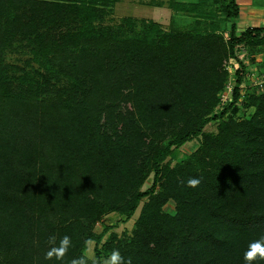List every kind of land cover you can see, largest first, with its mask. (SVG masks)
<instances>
[{"label": "trees", "instance_id": "16d2710c", "mask_svg": "<svg viewBox=\"0 0 264 264\" xmlns=\"http://www.w3.org/2000/svg\"><path fill=\"white\" fill-rule=\"evenodd\" d=\"M117 1L0 0V264H70L88 238L132 264H245L264 236V91L242 95L239 55L264 51V26L239 31L237 0H170L195 12L187 30L103 24ZM231 59L233 101L217 113ZM241 104L253 113L238 119ZM140 205L131 234L94 232ZM51 235L71 238L63 261L45 259Z\"/></svg>", "mask_w": 264, "mask_h": 264}, {"label": "rangeland", "instance_id": "374dc122", "mask_svg": "<svg viewBox=\"0 0 264 264\" xmlns=\"http://www.w3.org/2000/svg\"><path fill=\"white\" fill-rule=\"evenodd\" d=\"M183 5H189V4H201L204 5V9L207 11H213L215 8L212 4V0H177ZM242 5L244 4V1L247 0H240ZM249 2L254 3V5L260 4V6H264V0H248ZM170 0H118L115 5L113 6V13L110 16H107L103 22V24L106 25H113L116 26L119 24L122 19L124 18H133L136 20H144V21H153L156 23H159L164 30L169 29L170 27H175L177 29L187 30L190 29L192 26L195 25V20L197 17L195 16V12H189L183 11L181 9L173 10L170 9L168 6L170 5ZM216 19L218 20L219 15L216 14ZM244 16V15H242ZM251 19H255L254 25L259 26L260 19L262 17V14H254V16L250 15ZM253 25V24H252ZM261 25H264V22L261 23ZM260 25V26H261ZM249 25H244V20L241 19L238 22V29L239 31L245 30ZM242 55V53H241ZM257 56H264V51H260V53L255 54V57L250 56V54L244 55L243 53V61L248 67V74L244 77V82L241 87V93L244 96L245 93L248 90L256 89L258 92H261L258 90L257 87L253 86L252 81L256 80V82H261L264 80V69H258L257 64L262 63L263 59L260 61H256ZM27 57H29L28 54L20 55V54H11L8 55V61H12L14 63L20 64L18 62L20 59L25 60ZM252 59V60H251ZM230 69L229 74L231 75V72H233L231 69L237 68L238 65L234 64L233 59L230 60L229 64L227 65ZM231 76H229V82L234 86L235 79H233ZM261 80V81H260ZM227 83V85L229 84ZM226 85V86H227ZM225 86V88H226ZM264 86V84H263ZM235 87V86H234ZM224 88V89H225ZM241 103V102H240ZM241 113L238 115V119H242L244 117H248L253 113L252 109H244V107L241 104ZM223 110V108H220L219 105L217 107V113H220ZM216 125L217 121H213L210 124H208L205 127L206 131H216ZM199 144L198 139H194L191 142L186 143L183 145L180 149L176 150L173 155L168 159L171 163V165L176 164L179 160L184 158L186 155L192 153ZM152 178L153 175L146 181V183L143 185L142 190L148 189L152 185ZM144 202V200H143ZM142 202V204H143ZM141 204V205H142ZM137 209L135 215L128 220L127 222H124V217L118 215L117 213H112L107 216H105L101 222L94 228V232L99 234L101 233L105 227H110L112 230H110L104 237V240H106L109 236V234L113 231L116 232L119 236H122L123 234H131V231L134 226V222L136 218L139 215L140 208ZM174 208L173 203H169L166 206V210L170 211Z\"/></svg>", "mask_w": 264, "mask_h": 264}, {"label": "clouds", "instance_id": "9594fccd", "mask_svg": "<svg viewBox=\"0 0 264 264\" xmlns=\"http://www.w3.org/2000/svg\"><path fill=\"white\" fill-rule=\"evenodd\" d=\"M200 184L201 178L198 177H191L187 180V187L190 188H197ZM47 243L50 247L45 253L46 260L63 261L68 250L72 247V241L69 236H64L57 242L56 235H51ZM95 248L96 241L92 238L86 239L81 255L73 258L70 264H132L131 258L126 261L119 250H112L107 257L99 258L96 255ZM243 258L245 264H254L258 260L264 261V236L249 243Z\"/></svg>", "mask_w": 264, "mask_h": 264}, {"label": "crops", "instance_id": "0c3cea01", "mask_svg": "<svg viewBox=\"0 0 264 264\" xmlns=\"http://www.w3.org/2000/svg\"><path fill=\"white\" fill-rule=\"evenodd\" d=\"M237 2L240 6V12H241L240 20L241 19L244 20V25L247 24V25H249V27H259L261 25V23L264 22V6L263 5L262 6H260V4L254 5V3L249 2L248 0L244 1L245 5H242L243 2H241L240 0H237ZM254 14L255 15L256 14H258V15L262 14V17L259 21L260 22L259 26L254 25L255 19L254 18L251 19V17H249L250 15L254 16ZM242 15H244V16H242ZM261 26H264V25H261ZM262 59H264V56H260V57L257 56L256 61H260Z\"/></svg>", "mask_w": 264, "mask_h": 264}, {"label": "built area", "instance_id": "2783aa9c", "mask_svg": "<svg viewBox=\"0 0 264 264\" xmlns=\"http://www.w3.org/2000/svg\"><path fill=\"white\" fill-rule=\"evenodd\" d=\"M243 53H244V55H245V52H242V55L240 54L239 55V59L240 60H242L243 61V59H244V57H243ZM233 61H234V64H237L238 65V62H237V60H235V59H233ZM238 69V67L237 68H233V69H231L233 72H231V77L233 78V79H235L236 78V70ZM227 70L229 71L230 69L228 68V66H227ZM230 72V71H229ZM232 79V80H233ZM261 81V80H260ZM252 84H253V86H255V87H257L258 88V90H260L261 92H263L264 91V86H263V84H264V80H262L261 82H256V80H253L252 81ZM243 85V84H242ZM242 85H241V87H242ZM234 86L229 82V84L226 86V88L219 94V98H220V102H219V107L220 108H224L227 104H229V103H232V101H233V90H234ZM237 104H239L240 105V102H238Z\"/></svg>", "mask_w": 264, "mask_h": 264}]
</instances>
